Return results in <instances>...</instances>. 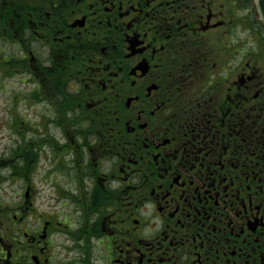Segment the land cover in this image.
<instances>
[{
  "label": "flooded vegetation",
  "instance_id": "flooded-vegetation-1",
  "mask_svg": "<svg viewBox=\"0 0 264 264\" xmlns=\"http://www.w3.org/2000/svg\"><path fill=\"white\" fill-rule=\"evenodd\" d=\"M262 27L264 0H0L1 92L57 102L0 264H264Z\"/></svg>",
  "mask_w": 264,
  "mask_h": 264
},
{
  "label": "rangeland",
  "instance_id": "rangeland-1",
  "mask_svg": "<svg viewBox=\"0 0 264 264\" xmlns=\"http://www.w3.org/2000/svg\"><path fill=\"white\" fill-rule=\"evenodd\" d=\"M242 16L245 19L248 13L243 12ZM242 31L244 32L245 29ZM260 31L264 38V27ZM246 36H249V33L243 34V38ZM248 42L247 47H250L251 53H253L255 46L254 53L258 55L260 63H262L264 68V40H248ZM247 47L244 44L242 57L247 55ZM18 90V85L4 74L2 78V92L0 89V185L6 181H12L16 183L18 190H21L22 193L24 182L28 178L29 152L26 144L32 139L34 141L39 140L38 133L43 135L42 128L44 125L41 120L44 119L41 117L57 115L55 113L57 111V102H54L52 109H50L51 112L48 110L49 104L48 108H46L45 103L24 105L14 100V96L18 94ZM72 111H75V109H67L66 118L68 122L70 120L69 117L77 115L76 112ZM15 123L17 124V128ZM32 127H35L33 133L30 129ZM40 128L41 130L36 131V129ZM16 150L17 153L14 154ZM23 155L26 157H23ZM6 187L4 186L0 190V198L5 197V193L3 192L9 190Z\"/></svg>",
  "mask_w": 264,
  "mask_h": 264
}]
</instances>
